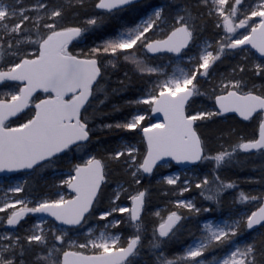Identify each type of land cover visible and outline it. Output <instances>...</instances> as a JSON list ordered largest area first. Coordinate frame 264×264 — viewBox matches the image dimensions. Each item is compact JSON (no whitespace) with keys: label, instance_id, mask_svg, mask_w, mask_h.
I'll return each mask as SVG.
<instances>
[{"label":"snow or ice","instance_id":"1","mask_svg":"<svg viewBox=\"0 0 264 264\" xmlns=\"http://www.w3.org/2000/svg\"><path fill=\"white\" fill-rule=\"evenodd\" d=\"M0 193V264H264V0H0Z\"/></svg>","mask_w":264,"mask_h":264},{"label":"trees","instance_id":"2","mask_svg":"<svg viewBox=\"0 0 264 264\" xmlns=\"http://www.w3.org/2000/svg\"><path fill=\"white\" fill-rule=\"evenodd\" d=\"M112 27H113V26H109V29H108V30L111 31V30H112ZM113 79H115V77H113ZM129 95H131V93H130ZM250 163H256V164H258L259 161H250ZM225 175L228 176V177H231V178H237V177H245V176H254V175H258V172L253 171V170L249 167V168H247V169L244 170V171L232 170V171H230V172L225 173ZM39 183L42 185V184H43V181L41 180V181H39ZM241 187L247 190V189H250V188H252V187H254V186H253V185H249V184H247V183H242V184H241ZM2 195H3V193H0V196H2ZM186 195H189V194H186ZM190 195H191V196H196L197 199L199 200V197H198V195H197V191L194 190ZM153 201H154V203H159V202H160V198H159V196L156 195V194H154V196H153Z\"/></svg>","mask_w":264,"mask_h":264}]
</instances>
